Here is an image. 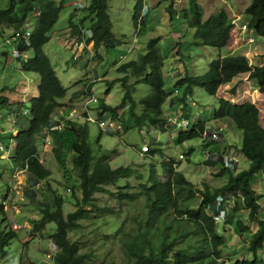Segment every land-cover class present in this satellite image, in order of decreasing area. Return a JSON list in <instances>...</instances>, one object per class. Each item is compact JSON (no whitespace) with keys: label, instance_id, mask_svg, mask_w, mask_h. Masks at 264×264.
Listing matches in <instances>:
<instances>
[{"label":"trees","instance_id":"1","mask_svg":"<svg viewBox=\"0 0 264 264\" xmlns=\"http://www.w3.org/2000/svg\"><path fill=\"white\" fill-rule=\"evenodd\" d=\"M5 1L7 3L0 0V37L4 42L6 38L25 30L27 20L34 11L35 26L30 33L29 45L23 41L17 45L21 53L14 58L19 60L21 70L38 75L36 95L28 99L25 112L20 105L14 109V103H9L3 95H0V105L26 115L25 127L19 128L16 135H13L12 129L9 132L8 137L14 140V151L9 157L14 168L25 169L29 182L26 192L32 201L36 200L32 195V188L36 183L43 185L52 195V202L46 199L39 201L40 219L34 224V229L38 225V228L44 229L48 223H55V230L50 236L59 249L52 258V264H84L92 257L91 253L80 252L78 241L70 240L68 233L79 226L80 220L114 212L112 207L97 203L96 193H109L120 204L134 201L138 197L144 199L145 217H133L134 230L120 236L125 264H227L222 253L226 238L218 230V224L210 212L217 197L226 194L233 195L235 199L225 224L235 227L234 237H241L239 245H235L236 248L233 249L237 254L233 264H264V215L260 211V200L264 194L257 193L252 185L256 176H264V124L260 123L259 109L253 102H233L217 95L221 85L229 83L241 73H247L248 78L264 94V55L263 61L255 65L250 64L244 55L218 56L208 63L203 73L185 74L175 81V87L182 85L184 89L181 94H171L165 87L162 72L165 57L157 45L159 37L150 38L144 53L117 66V71L123 75L116 81L124 89L118 104L112 106L97 101V116L90 114L91 105L87 106L84 113L94 117L95 122L68 118L64 120L61 130H50L49 121L58 108L63 105L71 106L61 102L69 87L62 84L50 57L43 50L50 39L48 32L57 21L66 0ZM144 2L145 0L136 2L133 15L136 26L144 24V16L141 14L146 10ZM82 3L76 6L69 19L65 30L68 37L72 42L84 41L86 44L92 43L96 48L101 44H113V24L108 13V0H86ZM167 9L170 15L176 12L171 6ZM181 11L185 26L193 29V37L199 39V44L217 49L228 44L234 23L225 8H218L204 18L197 0H189L188 7ZM243 12L248 16L247 29L260 38L264 47V0H250ZM78 13H81L80 17ZM86 30L91 31V36L86 34ZM27 51H33V54L23 57L22 53ZM177 53H180V49ZM128 75L150 88L138 100L132 97L134 86L127 82ZM112 83L108 82V89ZM193 87H199L215 96L217 109L214 111L213 121H195L191 128L187 121L185 128L175 125L176 143L181 145L186 140L201 136L207 144L212 139L203 137L205 128L216 129V123L229 121L239 131L240 144L234 146L247 159L248 166L241 170L234 169L231 164L237 158L232 155L234 159L228 160L216 173V176L226 177L222 186L200 189L177 170L174 160L163 163L161 175L157 169L149 166L148 173L143 178L138 168L133 166L111 167L109 158L114 151L107 153L99 149L98 155L93 154L87 123L96 124L101 132L107 134L112 131H103L97 123L99 120L118 123L120 127L116 132L127 131L131 126L140 128L142 125L165 131L164 102L170 98L172 110L182 108L185 97ZM83 93L82 89L74 91L71 100L79 98ZM87 93L91 94L89 88ZM138 104L143 108L140 114L135 111ZM67 111L68 108L65 112ZM125 113L127 116L124 117ZM175 115L173 113L172 117L177 120ZM107 116L109 118L105 121ZM1 132L0 141L4 137ZM46 133L50 136L51 152L61 170L65 191L74 206L66 214L64 195L52 187L48 180L51 171L40 161L39 146L45 144ZM157 151L160 148L147 147L145 150L146 153ZM181 155L186 157L185 154ZM213 157L224 162L222 155ZM203 162L214 164L211 158ZM131 178L137 181L136 185L128 181ZM120 179L127 181L123 185H117ZM108 186H115V189L110 190ZM196 193L200 198L197 201ZM237 209L245 213L235 215ZM15 234L16 232L9 230L0 235V257L6 254L4 247ZM118 234L121 235V231Z\"/></svg>","mask_w":264,"mask_h":264},{"label":"rangeland","instance_id":"2","mask_svg":"<svg viewBox=\"0 0 264 264\" xmlns=\"http://www.w3.org/2000/svg\"><path fill=\"white\" fill-rule=\"evenodd\" d=\"M82 1L86 0L65 1L57 21L48 32L50 39L43 46L60 81L64 86L69 87L66 97L61 99V102H66L65 104L71 105V109L78 110L77 116L80 120H82L80 113L85 111L84 105L92 96L90 93L86 94L87 88L93 94V100L95 97L97 99L96 102L87 104V106L91 105L92 116H97L98 112L95 108L97 101L112 106L120 102L124 89L116 79L123 74L117 71V66L136 59L140 53H144L147 41L153 37H159L157 45L165 57L162 68L165 87L170 93L172 92L171 94H181L184 89L182 85L175 87V81L185 74L203 73L208 63L218 56L244 55L252 65L263 61L264 47L260 38L245 27L248 16L243 10L250 0H197L202 7L204 18L223 7L234 23L228 44L220 49L199 44V39L193 37V29L185 26L181 10L188 7L189 0H145L146 12L141 13L144 16V24L138 26L133 20L137 0H108V13L113 24V44H101L97 48L92 43H88L87 46L84 43L80 45L77 41L72 42L65 30L72 12L78 6L77 2ZM168 6L175 8L176 12L170 15ZM33 12L25 25L30 31L35 26ZM78 15L80 17L81 13ZM73 20H76L74 16ZM178 49L180 53H177ZM27 54L31 55L33 51H27L25 56ZM127 78V82L134 86L131 93L134 100L143 97L150 90L148 85L136 82L132 75H128ZM108 82H113L109 89ZM37 84L38 75L21 70L19 60L13 56L11 44L5 43L0 37V95L7 97L9 103H14V109L20 105L24 110L28 99L36 95ZM3 88L5 89L2 90ZM76 89H82L84 93L79 98L71 100V92ZM217 95L233 102H253L259 109L260 123L264 124V94L257 89L254 81L248 78L247 73H241L229 83L221 85ZM181 107L172 110L170 98L164 102L163 110L166 116L164 127H167L165 131L142 125L140 128L131 126L127 131L116 132V130L107 134L101 132L96 124L87 123L93 154L98 155L99 149L107 153L114 151L109 158L111 167L133 166L138 168L143 178L146 177L149 166L157 169L161 175L163 163L166 160H174L177 170L200 189H205L206 186L220 187L225 183L226 177L216 176V173L229 160L227 156L235 155L237 170L248 166L247 159L234 146L240 144L239 131L229 121L215 124L216 127L221 128L219 139L208 141L207 144L201 136L186 140L181 145L176 143L175 125L180 126L178 119H185L189 128L195 121H213L214 111L217 109L215 96L199 87H193ZM64 108L66 111L68 106H60L57 111L60 113ZM142 109L139 104L135 107L138 114ZM173 113L176 114L177 120L172 117ZM108 118L107 116L104 120L107 121ZM127 122L129 123V120ZM25 125L24 113L10 111L8 106L0 105V131L4 134L0 141L2 144L0 145V235L9 230L16 232L5 245L6 254L0 257V264H52V258L47 254L54 248L50 234L55 230V223H48L44 229L38 228L39 225L34 229V224L40 219L39 201L46 199L52 202V195L40 183L39 186L35 184L32 195L36 200L32 201L31 196L26 192L29 182L25 169L14 168L9 157L14 151V140L8 137L9 132L12 129L13 135H16L19 128ZM146 147L151 149L158 147L160 151L146 153ZM181 154H185L186 157L183 158ZM217 154L222 155L224 162L213 157ZM39 155L40 161L51 171L48 179L50 184L64 195L66 214L73 210L74 206L72 199L69 200L68 192L65 191L61 170L51 152V143L40 144ZM210 158L214 160V164L203 162ZM260 177L256 176L252 185L257 193L264 194V176ZM126 181L120 179L117 185H123ZM128 181L134 185L137 183L133 178ZM108 187L110 190L115 189V186ZM6 189L8 193L5 194ZM136 190L135 187L134 191ZM95 196L99 205L110 206L114 212L80 220L79 226L69 231V239L78 241L80 252L92 254L84 264H125L120 236L122 237L124 232L134 230L133 217H145L144 199L138 197L134 201H124L120 204L109 193H96ZM196 196L198 197L195 201L200 199L199 194L196 193ZM260 211L263 214L264 204H261ZM243 213L245 212L237 209L235 215H243ZM217 228L226 238L222 250L223 256L227 259V264H233L237 258L234 248L235 245H239L241 237L233 236L236 229L229 224H218ZM120 231L121 235L118 234ZM262 253L264 254V249Z\"/></svg>","mask_w":264,"mask_h":264},{"label":"built area","instance_id":"3","mask_svg":"<svg viewBox=\"0 0 264 264\" xmlns=\"http://www.w3.org/2000/svg\"><path fill=\"white\" fill-rule=\"evenodd\" d=\"M246 27V26H245ZM30 33L31 31L28 30V28H25L24 31L22 32H19V33H16L15 35L11 36V37H8L5 39V42L6 43H9L11 44L12 48H13V56H18L20 55L21 51L18 49L17 45H19L22 41L26 44V45H29V37H30ZM86 34L88 36H91V31L90 30H86ZM22 56L23 57H26L25 56V52L22 53ZM96 100V99H95ZM93 100V96H91L88 101L86 102V104L84 105L85 106V111H86V107H87V104L89 102H92V101H95ZM85 111H81L82 113L81 114V119L84 121V120H87V121H90V122H95V119L94 117H92L91 115H89L88 113L84 114ZM78 110L76 111L75 108H72V109H69L67 114L66 115H63L60 116V114H54L53 117L51 118V120L49 121V127L48 129L50 130H61L62 127H63V124H64V120L65 119H68V118H75V119H78ZM99 123V125L101 126L102 130L103 131H106V132H114L116 131L120 125L118 123H115V122H100V120L97 122ZM181 125L185 126L186 123L185 122H182ZM219 132H220V129H210L208 131H206L204 133V136L206 137H209L210 139H218L219 137ZM45 142L46 143H49V136L48 134H46V137H45ZM234 158H232L231 160H233ZM235 162V161H234ZM232 161V164L234 163ZM38 185V184H37ZM39 186V185H38ZM221 204V200L218 199V201L216 202V210H217V213L215 215V219L219 220V219H222L225 212L224 210L221 208L220 206ZM51 243H53L54 245V248L52 250H49V253L47 254L48 257H51L53 258V256L55 255V253L58 251V245L55 244V242L51 241Z\"/></svg>","mask_w":264,"mask_h":264},{"label":"clouds","instance_id":"4","mask_svg":"<svg viewBox=\"0 0 264 264\" xmlns=\"http://www.w3.org/2000/svg\"><path fill=\"white\" fill-rule=\"evenodd\" d=\"M82 43H84V45L85 46H87V44H86V42H84V41H82ZM26 53V52H25ZM26 56H28V54L26 55ZM91 95L93 96V94L91 93ZM95 99H96V97H95ZM97 100V99H96ZM95 100V101H96ZM69 109H71V106H68V110ZM65 110V108L64 109H61V112L59 113L58 111L56 112L57 114H60V116H62L63 117V115H66L67 114V112H65L64 111ZM66 110H67V108H66ZM56 113H54V114H56ZM85 121V120H84ZM179 123H180V127H183V128H185L186 127V125L185 126H183V125H181V123L182 122H185L186 123V120H179L178 121ZM214 127H206L205 128V131H204V133L206 132V131H208V130H210V129H213ZM216 129H221V128H219L218 126L216 127ZM204 133H203V135H204ZM46 134H48V136H49V133H46ZM219 136H220V132H219ZM203 137H206V136H203ZM219 139V138H218ZM213 140H215V139H213ZM49 143H50V136H49ZM45 144H46V142H45ZM4 148L2 147V150H3ZM146 149H147V147H146ZM145 149V150H146ZM182 156V155H181ZM230 158H228L229 160H231L232 158H234V157H232V155H230L229 156ZM235 161L237 162V160L235 159ZM235 163V162H234ZM234 163L233 164H231L232 166H233V168L234 169H236V167H237V165H236V163H235V165H234ZM36 184H39V183H36ZM38 186V185H37ZM218 199H220L221 200V204H220V206H221V208L224 210V212H225V214H224V216H223V218L222 219H219V220H217V219H215V215H216V213H217V210H216V207H215V205H216V202L218 201ZM234 197H233V195H231V194H226V195H220V196H218L217 197V199L213 202V205H212V208H211V215L213 216V219H214V221L217 223V224H224L225 223V220H226V217H227V215H229V213H230V208H232L233 207V205H234ZM233 203V204H232ZM262 204V203H261ZM263 215H264V212H263ZM232 227V226H231Z\"/></svg>","mask_w":264,"mask_h":264},{"label":"crops","instance_id":"5","mask_svg":"<svg viewBox=\"0 0 264 264\" xmlns=\"http://www.w3.org/2000/svg\"><path fill=\"white\" fill-rule=\"evenodd\" d=\"M82 2H83V1H82ZM82 2H80V3L77 2V4H78V5H79V4L81 5ZM81 44H82V42L80 43V45H81ZM70 82H71V81H70ZM71 85H72V82H71ZM76 90H78V89H76ZM76 90H74V91H76ZM74 91H73V92H74ZM73 92H71V95H72ZM70 98H71V96H70ZM75 99H77V98H75ZM173 108H174V106H173ZM260 203L264 204V198H262V199L260 200Z\"/></svg>","mask_w":264,"mask_h":264}]
</instances>
